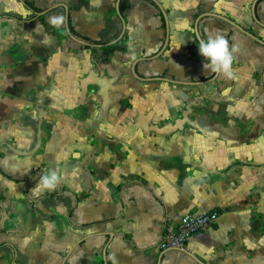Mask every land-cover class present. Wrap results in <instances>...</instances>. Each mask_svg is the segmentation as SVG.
<instances>
[{
    "label": "crops",
    "instance_id": "1",
    "mask_svg": "<svg viewBox=\"0 0 264 264\" xmlns=\"http://www.w3.org/2000/svg\"><path fill=\"white\" fill-rule=\"evenodd\" d=\"M127 1L126 50L109 53L71 38L65 6L105 41L123 28L117 0H0V264H264V45L204 15L264 40L255 0H158V57L161 8ZM199 17L204 40L235 45L231 78L203 68ZM52 171L56 187L38 188ZM212 209L185 248H160Z\"/></svg>",
    "mask_w": 264,
    "mask_h": 264
},
{
    "label": "clouds",
    "instance_id": "2",
    "mask_svg": "<svg viewBox=\"0 0 264 264\" xmlns=\"http://www.w3.org/2000/svg\"><path fill=\"white\" fill-rule=\"evenodd\" d=\"M62 17H53L50 23L59 25L62 22ZM199 54L205 59L203 68L207 71L217 75L231 78L233 76V62L234 52L236 51L235 45L230 47L229 40L221 33L215 36L209 35L207 40L201 39L198 42ZM179 48V47H178ZM58 182V176L55 171L51 174H44L40 178L37 185L38 188L54 189Z\"/></svg>",
    "mask_w": 264,
    "mask_h": 264
},
{
    "label": "built area",
    "instance_id": "3",
    "mask_svg": "<svg viewBox=\"0 0 264 264\" xmlns=\"http://www.w3.org/2000/svg\"><path fill=\"white\" fill-rule=\"evenodd\" d=\"M221 210L194 211L184 214L175 229H169L162 241L161 249L185 248L189 238L196 232L216 224Z\"/></svg>",
    "mask_w": 264,
    "mask_h": 264
},
{
    "label": "water",
    "instance_id": "4",
    "mask_svg": "<svg viewBox=\"0 0 264 264\" xmlns=\"http://www.w3.org/2000/svg\"><path fill=\"white\" fill-rule=\"evenodd\" d=\"M156 2V4L161 8L164 16H165V19H166V25H167V37H166V40H165V43H164V46L162 47V50L156 54L154 57H158L159 55L162 54V52L165 50L168 42H169V24H168V18H167V13L166 11L164 10L163 6L161 5V3L158 1V0H154ZM256 2L257 0H255V2L253 3V6H252V14H253V18L255 19V21L260 24V25H263L264 26V23L261 22V20L257 17V14H256ZM120 3H121V0H117V12L119 14V16L121 17V20H122V23H123V28L121 30V33L120 35L114 39L112 42L109 43V45L111 44H114L116 43L117 41L121 40L124 33H125V29H126V21H125V18L121 12V9H120ZM66 7V18H65V22H66V27H67V30L71 36V38H73L74 40H76L77 42L79 43H82L84 45H90V46H104V45H107V44H94V43H91L89 41H86V40H83L77 36H75L74 34L71 33L70 31V27H69V9L67 6ZM204 15H213V16H216V17H219V18H222L223 20L227 21L228 23H230L231 25L235 26L236 28H238L239 30L243 31L245 34H247L248 36L254 38L256 41L260 42L261 44L264 45V40L261 39L260 37L256 36L255 34H253L252 32H250L249 30L245 29L244 27H242L240 24H238L237 22H235L234 20L226 17V16H223L221 14H218V13H206ZM201 17L198 18L197 22H196V26H195V30H196V36H197V39L198 40H201L203 39L201 34H200V31H199V26H198V22L200 20ZM145 59L144 57L142 58H139L137 59L134 64H133V67H132V71L134 73L135 76L139 77V75L137 74V71H136V64L138 61L140 60H143ZM141 78V77H139ZM160 79H164V80H170V81H173V82H178V83H199V82H186V81H180V80H173V79H169V78H165V77H159ZM142 79V78H141ZM212 79V78H211ZM263 83H264V70H263Z\"/></svg>",
    "mask_w": 264,
    "mask_h": 264
},
{
    "label": "trees",
    "instance_id": "5",
    "mask_svg": "<svg viewBox=\"0 0 264 264\" xmlns=\"http://www.w3.org/2000/svg\"><path fill=\"white\" fill-rule=\"evenodd\" d=\"M149 1H151V0H149ZM26 4L32 9V10H34V11H36V12H41V11H43L44 9H42V8H39V7H37L33 2H30V1H26ZM128 7V1L127 0H121V3H120V9H121V11L122 12H124L125 10H126V8ZM10 17H13V16H10ZM39 19L42 21V22H44L45 24H46V22H45V19H44V17L43 16H39ZM69 25H70V30H71V32L75 35V36H77V37H79V38H82V39H84V40H86V41H89V42H93V43H108V42H111L113 39H115L116 38V36H113V37H111L109 40H92V39H90L89 37H87V36H84V35H81L80 33H78L74 28H73V26L71 25V19L69 18ZM165 25V24H164ZM116 49H120V50H126V47L123 45V43L121 42V41H118L117 43H115V44H113V45H111V46H109L108 48H107V51L110 53V52H112V51H114V50H116ZM0 157H2V154H0ZM0 171H2V169H1V167H0ZM4 173V172H3ZM5 174V173H4ZM6 175V174H5ZM7 177H10L11 179H13L11 176H9V175H6ZM53 194H55V193H53ZM52 194V195H53ZM88 195V193H82L81 194V196L79 197V199H82V198H84V197H86ZM72 213V212H71Z\"/></svg>",
    "mask_w": 264,
    "mask_h": 264
},
{
    "label": "rangeland",
    "instance_id": "6",
    "mask_svg": "<svg viewBox=\"0 0 264 264\" xmlns=\"http://www.w3.org/2000/svg\"><path fill=\"white\" fill-rule=\"evenodd\" d=\"M6 118H9V117L6 116ZM5 121H6V120H5ZM5 121H4V123H2V125H3V126L6 125L7 127H9V126H10L9 124H10L11 121H10V122H7V123H6ZM19 123H22V122L20 121ZM54 123H56V120H55ZM14 124H15V123H13V125H14ZM53 128H54V130H57L59 136H62L61 131H60V132L58 131V127L54 126ZM24 129L26 130L25 126L21 125V126L18 127V129H17V133L20 134V133H21L20 130H24ZM57 132H55V136H57ZM22 134H25V133L23 132Z\"/></svg>",
    "mask_w": 264,
    "mask_h": 264
}]
</instances>
